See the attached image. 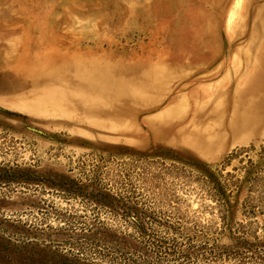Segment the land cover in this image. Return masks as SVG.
Returning <instances> with one entry per match:
<instances>
[{
	"label": "rangeland",
	"instance_id": "rangeland-1",
	"mask_svg": "<svg viewBox=\"0 0 264 264\" xmlns=\"http://www.w3.org/2000/svg\"><path fill=\"white\" fill-rule=\"evenodd\" d=\"M260 18L264 0H0V51L33 50L39 31L153 60L201 43L216 66L181 85L214 93L233 50H259ZM19 80L0 67V264H264V120L205 156L151 136L147 111L118 134L21 96L51 80Z\"/></svg>",
	"mask_w": 264,
	"mask_h": 264
},
{
	"label": "bare ground",
	"instance_id": "bare-ground-1",
	"mask_svg": "<svg viewBox=\"0 0 264 264\" xmlns=\"http://www.w3.org/2000/svg\"><path fill=\"white\" fill-rule=\"evenodd\" d=\"M258 22V42H262L259 50H233L231 62L217 70L229 64L214 93H210L211 85H199L192 91H183L189 85H181L191 82L194 71H211L216 66L220 50H203L201 43L179 53L168 50L165 57L153 60L144 54L116 57L111 50L55 46L47 43L39 31L33 50L10 47V56L0 51V67L29 86L40 79L51 80L47 90L21 96L33 95L43 103H52V113L75 116L77 112V119L96 122L100 129L137 135L142 131L135 114L147 111L141 120L155 139L186 145L208 156L230 139L235 140L241 131L256 133L264 120V24L262 18ZM199 28L209 31L210 42L216 39L214 28L206 30L207 23ZM250 52H254L253 59ZM238 64H242L244 73L236 76ZM251 65L250 74L247 70ZM36 107L40 108V103Z\"/></svg>",
	"mask_w": 264,
	"mask_h": 264
}]
</instances>
